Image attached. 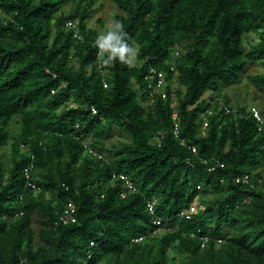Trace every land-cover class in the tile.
Segmentation results:
<instances>
[{"label": "trees", "instance_id": "1", "mask_svg": "<svg viewBox=\"0 0 264 264\" xmlns=\"http://www.w3.org/2000/svg\"><path fill=\"white\" fill-rule=\"evenodd\" d=\"M111 1L133 65L99 60L87 23L99 0H0V264H264V124L252 112L264 107L234 105L228 90L251 63L264 69V0ZM150 68L167 99L149 101ZM248 80L264 91V73ZM116 129L129 140L115 144ZM247 173L251 184L235 182ZM118 175L137 191L122 198ZM196 201L205 209L186 219ZM69 203L77 221L64 224Z\"/></svg>", "mask_w": 264, "mask_h": 264}, {"label": "built area", "instance_id": "2", "mask_svg": "<svg viewBox=\"0 0 264 264\" xmlns=\"http://www.w3.org/2000/svg\"><path fill=\"white\" fill-rule=\"evenodd\" d=\"M70 26H75L73 22L69 23ZM176 55H180L179 52L176 53ZM98 57L99 60H101V58H103V56L99 55L98 53ZM99 68L101 69V72L105 73L106 70L103 68V65L101 63H99ZM172 70H174V68H172ZM146 79L148 81H150V83L148 84V90L146 88V91H148L149 93V101L151 103H155L157 101V98L159 96H161L163 99H167L168 98V93H167V81L165 79V73L164 71H160L156 68H150L148 75L146 76ZM105 87H107V83H105ZM215 104L218 105V107L220 109H222L224 111L225 115H229L231 114L232 110L231 108L222 100L219 98L215 99ZM177 105L176 102V96H173L172 99V103L171 106L172 108H175ZM94 113H96L95 109H92ZM214 111L213 110H207V112L204 114V128H207L208 124H209V120L208 117L213 115ZM252 112L254 114V117L257 119V121L259 122L260 125L264 124V118L262 117L260 111L256 108H252ZM173 121L175 124L174 127V134L176 136H178L180 133V123H179V115L177 110H174V114H173ZM158 141L159 139L156 138ZM181 145L185 146L186 142L185 140H182ZM84 146L87 148L88 152L94 156L97 157L99 159H102L104 156V154L98 153L94 150H92L91 148L88 147V142L85 141L84 142ZM192 149V153H197V149L195 147H191ZM189 163V161H188ZM33 169V166H29L28 168L25 169V177L27 179V185L28 187L34 189V190H38L37 185L35 183H33L32 181H30V177H31V171ZM120 180L123 190L121 191L120 195L122 198H126L128 196V194L130 193H134L137 191V188L135 186V183L133 182V180L126 176V175H118L116 176V180ZM252 175H250L249 173L245 174V175H241L236 177L235 182L237 184H251L252 183ZM258 183L259 184H263L264 183V178L263 179H258ZM155 205H156V200L152 199L149 200L147 202V207H148V211L151 214H155ZM76 205L74 203H69L67 208L65 209L64 213L60 216V221L64 224H68V223H75L77 221V218L75 216L76 214ZM205 207L200 203V202H195L194 204L191 205V207L187 210H185L182 213V216H184L186 219H191L192 216L196 213H198L200 210H204ZM161 220L160 219H156L154 221V224L156 226H160L161 225ZM160 231V229H157L154 234H157ZM145 239V237L141 236L138 238H135L133 241L136 243H140ZM91 246H95V243L92 242ZM88 258L91 259L92 258V254L88 255ZM84 264H90L89 261H86Z\"/></svg>", "mask_w": 264, "mask_h": 264}, {"label": "rangeland", "instance_id": "3", "mask_svg": "<svg viewBox=\"0 0 264 264\" xmlns=\"http://www.w3.org/2000/svg\"><path fill=\"white\" fill-rule=\"evenodd\" d=\"M70 5H66L65 9H69ZM121 13L117 5H115L111 0H99L98 4L95 7V11L92 15V17L87 21L90 28L96 30L98 33L106 28L109 22H111L113 19H115L116 15ZM250 43L254 44L255 41H257V37L255 35L248 36ZM249 44V43H248ZM246 43V48H248V45ZM264 73V69L260 66L259 63H251L250 66L247 68V71L245 73V77L237 88H231L229 90V97H232V104H247V105H253L257 106L258 103L262 102V106L264 107V91L257 92L256 88L251 84V82H248V77L255 74ZM227 90V91H228ZM225 92V91H224ZM212 93H208L205 98L210 99L212 97ZM259 99L257 98L260 96ZM129 136L123 131L116 129L113 141L115 144L128 141ZM6 157L7 160L10 158V151L9 148H5L2 151ZM43 221L44 217L42 214L34 215L33 217V225L32 229L35 233L37 243L43 242L40 231L43 229ZM179 259V258H178Z\"/></svg>", "mask_w": 264, "mask_h": 264}, {"label": "clouds", "instance_id": "4", "mask_svg": "<svg viewBox=\"0 0 264 264\" xmlns=\"http://www.w3.org/2000/svg\"><path fill=\"white\" fill-rule=\"evenodd\" d=\"M95 47L99 55L104 57L105 64L118 60L123 64L133 65L139 56L138 47L130 42L123 24L116 19L109 22L106 28L98 33Z\"/></svg>", "mask_w": 264, "mask_h": 264}]
</instances>
